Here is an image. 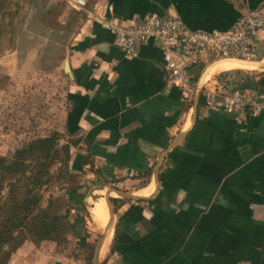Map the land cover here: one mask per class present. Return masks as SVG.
Instances as JSON below:
<instances>
[{
  "label": "crops",
  "instance_id": "obj_1",
  "mask_svg": "<svg viewBox=\"0 0 264 264\" xmlns=\"http://www.w3.org/2000/svg\"><path fill=\"white\" fill-rule=\"evenodd\" d=\"M85 1L0 0L1 70L35 72L43 56L60 68L76 178L67 246L26 241L6 264H76L69 249L85 243L96 244L91 264H264V114L205 110L202 95L264 91V67L206 58L190 69L185 97L168 82L157 42L125 58L89 15L97 6L127 22L170 11L191 30L226 31L263 0ZM257 42L264 64V29Z\"/></svg>",
  "mask_w": 264,
  "mask_h": 264
},
{
  "label": "built area",
  "instance_id": "obj_2",
  "mask_svg": "<svg viewBox=\"0 0 264 264\" xmlns=\"http://www.w3.org/2000/svg\"><path fill=\"white\" fill-rule=\"evenodd\" d=\"M75 9H84L85 0H66ZM90 17L113 37V45L125 58H134L149 42L161 49L168 82L186 97L191 90L189 71L204 59L259 61L258 35L264 29V0L240 17L226 31L203 32L187 28L170 11L163 14L135 16L127 22L104 19L94 6ZM205 110L221 109L236 116L264 114V91L238 87L205 88L202 91Z\"/></svg>",
  "mask_w": 264,
  "mask_h": 264
},
{
  "label": "trees",
  "instance_id": "obj_3",
  "mask_svg": "<svg viewBox=\"0 0 264 264\" xmlns=\"http://www.w3.org/2000/svg\"><path fill=\"white\" fill-rule=\"evenodd\" d=\"M56 15L55 9L49 10L43 20L49 25ZM70 145L69 136L53 129L33 135L8 155H0V264H6L26 241L67 246L73 209L68 193L73 187L62 185L72 180L68 169ZM55 187L64 192L56 194ZM110 201L115 208L121 202ZM82 247L92 248L86 243ZM92 255H86V264H91Z\"/></svg>",
  "mask_w": 264,
  "mask_h": 264
},
{
  "label": "rangeland",
  "instance_id": "obj_4",
  "mask_svg": "<svg viewBox=\"0 0 264 264\" xmlns=\"http://www.w3.org/2000/svg\"><path fill=\"white\" fill-rule=\"evenodd\" d=\"M37 64L38 71L7 74L1 70L0 63V155L10 154L33 135L63 130L65 80L60 68L55 71L51 59L46 56ZM69 184H76V178L72 176L71 182L61 185L67 187ZM55 190L56 194L64 192L58 187ZM95 245L93 243L91 249L82 246L69 249L72 259L76 264H84L86 255L93 253Z\"/></svg>",
  "mask_w": 264,
  "mask_h": 264
},
{
  "label": "water",
  "instance_id": "obj_5",
  "mask_svg": "<svg viewBox=\"0 0 264 264\" xmlns=\"http://www.w3.org/2000/svg\"><path fill=\"white\" fill-rule=\"evenodd\" d=\"M230 60L238 62V63L243 64V65L255 67V68H263L264 67V64L259 63L257 61L248 62V61L236 60V59H230ZM65 68H67V64H65Z\"/></svg>",
  "mask_w": 264,
  "mask_h": 264
},
{
  "label": "bare ground",
  "instance_id": "obj_6",
  "mask_svg": "<svg viewBox=\"0 0 264 264\" xmlns=\"http://www.w3.org/2000/svg\"><path fill=\"white\" fill-rule=\"evenodd\" d=\"M239 65L237 63H231L229 65H226L225 68H237Z\"/></svg>",
  "mask_w": 264,
  "mask_h": 264
}]
</instances>
